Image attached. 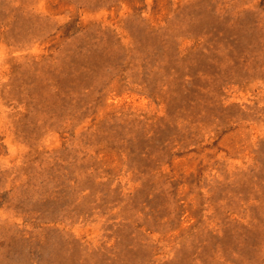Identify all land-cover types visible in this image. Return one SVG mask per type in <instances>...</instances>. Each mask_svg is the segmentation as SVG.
<instances>
[{"label": "rangeland", "instance_id": "1", "mask_svg": "<svg viewBox=\"0 0 264 264\" xmlns=\"http://www.w3.org/2000/svg\"><path fill=\"white\" fill-rule=\"evenodd\" d=\"M0 264H264V0H0Z\"/></svg>", "mask_w": 264, "mask_h": 264}]
</instances>
